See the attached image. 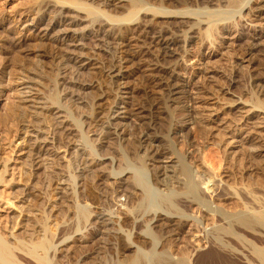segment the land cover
Here are the masks:
<instances>
[{
    "label": "rangeland",
    "instance_id": "rangeland-1",
    "mask_svg": "<svg viewBox=\"0 0 264 264\" xmlns=\"http://www.w3.org/2000/svg\"><path fill=\"white\" fill-rule=\"evenodd\" d=\"M73 1L78 6L71 4ZM223 1L0 0V232L3 236L14 243L10 234L15 232V240L26 249L32 244L49 246L50 234L56 235L60 229L63 233L59 236H68L81 220L82 228L72 234L76 241H70V233L64 245L55 247L61 250L58 254L53 256L48 253L50 250L47 254L39 253L44 261L40 264H119L115 241L121 247L128 244L132 218L125 217L118 239L113 235L117 228L116 215L119 211L133 214L142 198V188L152 187L151 167L144 163L142 151L127 146L121 138L123 134L136 133L137 123L144 122V126L150 127L148 116L156 129L147 131L159 135L153 144L162 149L156 160L170 154L189 169L203 163L216 175L221 188L225 184L232 188L219 192L221 195L232 192L231 198L218 203L205 198L202 205L231 220L228 232L233 239L228 244L226 233L211 231L219 248L215 250V262L200 255L195 256L196 264H264V153L253 152L262 143L242 140L244 145L234 149V155L229 154L224 143L226 134L220 143L224 131L217 129L216 119L208 121L201 133L199 107L191 116H185L182 106L191 104L190 98L178 101L174 109L164 107L153 119L148 112L136 108L141 104L147 106L150 98L158 96L157 89L153 88L155 94L148 88L154 77L138 66L134 53L138 46L150 41L142 33L145 25L153 30L166 27L179 38L176 54L169 63L160 60L155 43L148 45L147 60L177 66L185 90L196 92L197 96L200 89L210 90L219 102L239 97L254 105L260 100L264 106V9L255 13L257 18H252L248 11L255 4L248 0ZM261 5L264 8V0ZM83 7L89 8L90 13ZM129 9L133 15H128ZM168 10L185 17L150 15L155 12L162 15L161 12ZM133 19L137 23L131 25ZM208 31L210 35L206 34ZM190 34L195 38H187ZM249 41L256 44L255 51H249ZM127 57L130 61L124 59ZM110 61L122 67L120 78L114 77L118 70L109 72ZM119 87H124L127 93ZM30 89L37 96H28ZM22 92H26L28 100L32 97L34 100L21 103L18 95ZM220 113L222 118L226 116L224 111ZM107 116L118 124V134L103 136V121ZM175 127H180L178 139L171 135ZM241 187L246 188L244 192ZM92 205L105 213L92 217ZM195 208L190 205L187 212L196 220ZM241 215L248 216V225L239 220ZM16 223L20 224L19 228L14 227ZM31 225L38 231L37 237L29 236ZM93 227V233L87 237L86 231ZM145 228L141 222L137 230ZM134 240L137 245L142 244L126 252L130 258L136 255L147 260L158 251L154 248V252L153 242L148 239ZM175 241L164 242V247L179 244ZM149 248L153 249L152 253Z\"/></svg>",
    "mask_w": 264,
    "mask_h": 264
},
{
    "label": "bare ground",
    "instance_id": "bare-ground-1",
    "mask_svg": "<svg viewBox=\"0 0 264 264\" xmlns=\"http://www.w3.org/2000/svg\"><path fill=\"white\" fill-rule=\"evenodd\" d=\"M132 1H134V0H132ZM203 1H210V0H203ZM219 1L224 2L223 0H219ZM249 2L255 4L256 7H252V6L250 7V9L248 11L249 12L248 16L249 17L252 16V18H257L258 15H256L255 13L264 9V8H262V5H261V2H263V0H260V1L259 0H248V3ZM71 4H73L74 6H78V4L74 1L71 2ZM131 4H134V2ZM83 9L89 13L91 11L89 8H86V7H83ZM129 10L131 11V9H129ZM173 11L168 10L166 12H161V14L163 13L162 15H164V16L159 15L156 12L152 13L150 15L152 17H185V15L174 14ZM143 14H145V13H143ZM166 14H174V15L173 16H169V15L166 16ZM126 15H127V13L125 14V16ZM128 15H133L132 11L129 12ZM246 15H247V13L244 16H246ZM129 19H130V17H129ZM136 23H137V21L133 19V21L131 22V25L136 24ZM105 24H107V23H104L103 25H105ZM191 30H189L190 33H192ZM211 32H213V30ZM211 32L208 31L206 34L210 35ZM142 33L145 34L150 39V41L146 42V44H143V45L141 44L140 46H138V44L136 43L139 50H134V53H135L136 58H138L137 60L140 64L138 66H142V68L144 67L143 69H145L146 71L147 70L150 71L151 76L154 77V79L150 78L151 80L149 81L148 88H150L149 90L152 89L153 93H155L154 91H156V90L153 91V88L157 89L158 96L150 98L149 99L150 102L148 103V101H147V104H148L147 106L141 104L138 107H136V108H138V110L141 109L144 112H146V114L148 112V114L153 119V115L157 114V112L158 113L162 112L164 107L174 109V107H176V104L178 103V101H180L181 99H184V98H190V100L192 101L191 104L182 106V111L185 112L184 113L185 116H191L190 115L191 112H195L194 111L195 108L199 107L200 110H198L199 111L198 116H200V118H201L200 119L201 124L199 125V129H200L201 133H202V129H205V127L208 126V121L211 122V121H214L216 119V121H218L217 129H219V131H224L223 134L220 135V138H221L220 141L221 142L220 141L219 142L222 143V141H223L222 137H224L226 134V138H225L224 143L227 147L229 154H232V153L235 154L234 149H236L240 145L241 146L244 145V144L243 145L241 144L242 140H246L249 142V139L255 140L254 143L255 142L262 143L261 146L254 149V151H253V152H255L254 154L261 155V153L262 154L264 153V106L262 104L263 102H260V100H259L258 102H256V104H254V105L250 104L249 105L246 100H244V99L242 100L239 97H234L233 99H228V100H224V101L219 102L218 99H216V96H214L213 94H211L209 92L210 90H208L206 92L205 90L200 89V92H198V96L196 95V92L194 93V92L185 90L183 87L184 86L183 82H181V80L179 79V72L177 71V66H175L174 64H170V65L168 64V66H165V65L157 63V60L153 61L151 58H149V60H147V56L150 53L148 45L150 44L149 46H151L152 44L155 43L158 45L157 48L159 51L160 60H162L164 63H169L171 61L170 58H172V56L173 55L175 56V54H176L174 50H176L177 45H179V40H178L179 38L177 39L176 36L172 35V32L168 31V29L166 27L163 28V26L157 30H153L152 28L149 29V25L148 26L145 25L142 29ZM238 36H239V34H238ZM187 38L191 39V38H195V37L190 34L187 36ZM206 39H208V38H206ZM139 42L143 43L144 41L139 40ZM209 44H210V42H209ZM248 45H250L249 51H255L257 49L256 44H254V42L252 43V41ZM153 47H154V45H153ZM247 51H248V49H247ZM131 53H133V52H131ZM249 53L250 52H247L246 54L250 55ZM133 57H134V55H133ZM124 59L127 60L128 57L124 58ZM137 60H136V62H137ZM135 64H137V63H135ZM117 66L118 65H116L114 62L112 63L110 61L109 66H108V70L110 73L118 70L117 73L114 74V77L118 76L120 78L122 76L120 73V70L122 67L120 68ZM152 72H154V74ZM24 84H25L24 82H19V85H24ZM215 85H216V83H215ZM119 89L124 90V87H119ZM194 89L197 90L198 87L197 88L195 87ZM124 91L125 92H123V93H127L126 90H124ZM27 92L29 94L28 96H30V97L32 95L37 96V94L34 93L35 91L33 92L31 89L28 90ZM17 93H18V91H17ZM148 93H149V91H148ZM25 95H26V92H24V93L22 92L21 95H18V99L20 98L21 103L34 100V97H32L33 99L30 98V100H28L27 99L28 97H26ZM198 101H201L203 103L200 102L201 105L197 106ZM50 105H52V104H50ZM40 107H39V109H40ZM42 107H41V109H42ZM46 107H48V106H46ZM222 111H224V113L226 115L223 118H222V116H220V114H221L220 112H222ZM186 113L189 115H187ZM108 116L105 117L107 120L104 119L106 121H103V124L105 123V129L103 131V136H108L110 134H118V128H117L118 126H116L118 124L114 123V119H113V121H110L111 119H108ZM150 119L151 118H148V116H147V120L149 122L150 127L144 126L145 125L144 122H140V123H137V126L139 127L138 131L136 133H134L133 135H131L129 133H127V134L122 133L123 134V136L121 138L122 142L126 143L127 146L128 145L129 146H135L137 149H140V151H142V155L144 157V160H146L144 163H146L147 165H149L151 167L150 168V175H151V180H152V187L150 188L149 186H147V187L144 186V188H142V193H141L142 198H141L140 202L138 203L136 210L133 212V214H129L126 211H124V212L119 211L116 215L115 224L117 225V228H116L115 232L113 233V235L118 239L120 238L119 236L122 234L121 230L124 226V223L126 222V221L124 222V219H126L125 217L132 218V226L129 229V231L127 232L128 235L130 236L128 238V240H129L128 244H126V245L123 244L124 247H121L120 246L121 244L118 245V242L115 241V243L118 246L117 252H118L119 264H196V262L198 261V258H196L197 259V261H196L195 256L198 257L200 255L201 256L206 255V258H208L207 260H209V258H211V259L215 258L216 259L217 252L215 250H219V248H217L218 245L216 244L217 242H215L216 239L211 236V231H213L215 234H219V233L225 234L226 233V237L228 238L227 243L230 244L232 239H233V236L228 231L231 230L230 227H231L232 223H231L230 219L227 220V218L222 217L221 214H219V215L216 214L217 212L214 209H207L206 207H204V205H202V202L204 201L205 198L206 199L209 198L212 201H216V203H218L221 200H227V199L231 198L230 194L232 192H226V194H224V195H221L219 192H221V190L224 188L227 191L231 190L232 188H230V185L228 186L227 184H225L224 188H221V183L216 178V175L211 171V169L210 170L207 169V167L203 163H200V164L196 165L194 168L189 169V166L181 163L179 158L173 157L170 154L168 155L167 153H166L167 155L162 157L161 160H156V158L162 154V149L153 144V142L159 138V135L156 134L155 132L154 133L148 132L149 129L152 130L155 127L154 125L152 126L153 120L151 121ZM147 120H146V122H147ZM155 124H156V122H155ZM181 126H185V124L184 125L182 124ZM179 128L176 129V127H175L174 129L171 130V132H172L171 135H173L174 138H177V139L179 138V135H180V129ZM155 129H156V127H155ZM254 147H256V146H254ZM247 148L249 149V147H247ZM234 154H232V155H234ZM247 155H250L249 151L247 152ZM187 158H188V155H187ZM152 162L157 163V164L153 165ZM122 172H119V173H122ZM0 174H1V169H0ZM222 183H224V182H222ZM134 186L139 189L137 184H135ZM240 189L242 190V192H244L246 188L244 189V187L243 188L241 187ZM153 191L155 193H153ZM190 205H193L196 207L195 208L196 214L198 213L197 214L198 218H196V220L192 214H191L192 215L191 216L187 212V211H189L188 206H190ZM91 208H92L91 209L92 211L91 212L89 211V212L92 213V217H97L99 215H102V213H105L104 210L98 209L96 206L92 205ZM215 208H217V207H215ZM82 212H81V214H82ZM214 212H216V213H214ZM90 213H88V214L90 215ZM88 214H87V217H89ZM246 215H247V213L245 214V216ZM239 220L244 224V226L249 224L248 216L246 218V217H243V215H241ZM141 222H144V226L146 227L145 229L147 231H150V232H146L145 229L144 230H137V228ZM76 223H77V226L75 225V228H73L71 231H69L67 233L68 236H65L66 234H63V236H59L60 232H62V231H60V229H58V231L56 232L57 233L56 235L50 234V239H48L49 242L47 241L49 246H46L47 244H44L45 246L42 244L40 246L39 245L35 246L34 244H32L33 246L29 245L30 249H26L25 247L20 246L21 242L20 241L18 242L15 240L16 235H17V234L16 235L14 234L15 232L10 234V239L13 238L12 240H14V243L9 241L0 232V264H40V261L42 263L43 260H41L42 257H40L42 255H40V254H47V251H49V250L50 251L48 253L53 254V256L58 254L61 250H59V248H55V247L57 245H60V244H61L60 246L64 245L63 242H65L67 239H69L70 233H71L70 236H72V240H70V241H72V242L76 241L75 237H73L72 234L80 231V229L82 228L83 222L81 220H78V222H76ZM15 226L17 228H19L20 224L16 223V225H14V227ZM33 227L34 226L31 225V230H29V236L32 237V236L36 235V237H37L38 231ZM36 228H37V226H36ZM93 229H94V227L90 228L88 231H86V232H88L86 235L87 237H88V235H91L93 233L92 232V231H94ZM65 231H66V229H65ZM221 231H223V232H221ZM39 233H41V232H39ZM29 236H28V238H29ZM87 237H85V239ZM170 237H172V238L174 237V239L172 240V238L170 239ZM124 238H126V237H124ZM135 238H141L143 241L142 240H140V241H142V242H144V240H147V239L150 240L151 242H153V245H154L153 249L157 248L158 251H156L154 249V252L156 251V253H152L151 250H153V249L150 250V248H149V250L151 251L152 254H154V257H152V258L149 257L147 255L149 253L145 252V255L148 256L147 260L146 259L144 260V258H143L144 256H142V258L141 257L138 258L136 255L133 258H130L129 253H126V252L129 250L131 251V248H132V251H134L133 247L136 250L137 246L142 244V243L141 244L138 243L139 245H137L135 242L136 240H134ZM32 240H33V238H32ZM36 240H37V238H36ZM121 240H123V239H121ZM126 240H127V238L125 239V241ZM174 240L179 242V244L170 245L169 248L167 247L168 245H166L167 248L164 247L165 246L164 242L166 244L168 242L170 244V242H171V244H172V242ZM176 241H175V243H176ZM147 242H149V241H147ZM54 244H56V245H54ZM116 244H115V246H116ZM150 245L152 246V244H150ZM119 246H120V248H119ZM26 247H27V245H26ZM219 247H221V246H219ZM220 251H222V250H220ZM138 252H139V250H138ZM228 253L230 254L229 250H228ZM228 253L226 252V255ZM139 254H141V253H138V256H139ZM142 254H144V252H142ZM223 256H225V254ZM135 257H137V259ZM206 258L204 257L205 261H206ZM202 259L203 258H201V260ZM215 259L213 260L214 262H215ZM218 259L216 261H219ZM221 261H222V259H221ZM214 262L213 263L211 262V263L214 264ZM43 263H44V261H43Z\"/></svg>",
    "mask_w": 264,
    "mask_h": 264
}]
</instances>
